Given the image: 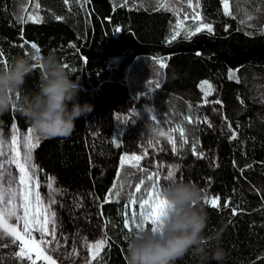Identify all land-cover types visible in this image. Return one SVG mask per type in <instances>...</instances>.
<instances>
[{"label":"trees","instance_id":"16d2710c","mask_svg":"<svg viewBox=\"0 0 264 264\" xmlns=\"http://www.w3.org/2000/svg\"><path fill=\"white\" fill-rule=\"evenodd\" d=\"M31 3L0 0V70L5 61L10 66L26 53L31 58L35 43L42 60L55 52L69 66L81 85L80 102L94 105L90 114L76 121L70 137L41 136L34 149L40 180L54 177L64 190L58 207L61 231L85 232L93 242L106 223L108 244L90 264H127L128 244L136 230L129 233L123 227L125 204L135 197L139 205L152 184L147 180L150 171L142 166L143 171L130 164L121 168V157L131 155L116 119L129 71L145 69L161 72L164 78L144 99L171 127L185 130L188 143L183 147L179 133H173L181 159L178 181L195 183L204 196L219 197V209L203 200L208 213L204 234H220L218 242L206 245L209 253L219 243L226 252L223 264H264V35L259 33L264 27V0H229L235 18L224 14L222 0H199V7L192 0L195 12L187 0H129L125 7H120L123 0L88 4L83 0L72 9H64L60 0H49V7L62 16L57 19L50 11L43 22L24 16ZM196 13L201 19H194ZM246 13L253 18L246 20ZM19 17L27 22L21 24ZM178 19L183 21L180 35L168 43ZM199 24H211L213 34L202 30L186 39L185 30ZM157 59L167 67H160ZM230 70L239 82L229 78ZM41 74L37 66L26 78L20 103L38 93ZM203 81L213 86L208 103L200 88ZM188 116L191 122L185 119ZM13 126L33 128L16 108L0 116V130L8 133ZM194 142L197 155L192 152ZM142 180L141 193H135ZM114 184L119 196L106 202ZM95 201L103 207L94 208ZM176 264H199V258L189 252ZM208 264L217 262L210 259Z\"/></svg>","mask_w":264,"mask_h":264},{"label":"snow or ice","instance_id":"6c2138e0","mask_svg":"<svg viewBox=\"0 0 264 264\" xmlns=\"http://www.w3.org/2000/svg\"><path fill=\"white\" fill-rule=\"evenodd\" d=\"M73 2H76V0H73ZM222 2L224 5V14L227 16H233V13L229 10V0H222ZM64 3L68 4L69 0H64ZM88 3H90V0H84V4ZM187 3L189 8H193L192 0H187ZM84 4H82L81 7H83ZM128 5L129 0H123V3L120 5V7H125ZM33 7L34 9H40V4L37 2V0H34ZM159 7L169 10L164 4H160ZM196 7H199V0H197ZM173 11L174 15H178L175 10ZM193 11L195 12V8H193ZM27 18L32 19L33 22H43L42 17L35 14ZM56 18L60 19V17ZM233 18L235 17L233 16ZM252 18L253 17L251 14L246 13V20H251ZM18 19L21 24L27 22L25 17H19ZM194 19H201L199 13L195 14ZM246 20H242L240 23H245ZM182 26L183 21L179 19L176 24L172 25L173 32L167 41L168 43H171L172 40L176 39V37L180 35V29ZM202 30H206L207 34L209 35L213 34V28L211 24H199L194 30H185V38L190 39L191 36ZM114 32L119 33L120 29L115 28ZM259 33L264 35V27L259 29ZM25 43H27V41H25ZM21 47H23V45H21ZM70 47H75V45H70ZM31 48L35 50L31 56V59L36 61L34 68L37 66L42 68L43 65L41 63L42 57L40 55V49L35 43L31 44ZM0 56H3L2 50H0ZM4 63L5 68H7V62L5 61ZM157 63L162 68L167 67L166 63L161 59H157ZM64 66L66 68L69 67L67 64H64ZM229 78L236 79L237 82H239L238 77H236L235 73H233L231 70L229 72ZM200 88L205 93L204 103H208L207 96L213 91L212 84L208 81H203L200 84ZM17 99H19V94L17 95ZM215 103L219 104L221 102L217 100ZM13 110H15V105L13 106ZM130 115L132 119H134L137 113L132 111ZM116 119L120 120L121 117L117 116ZM152 119L155 120L157 118L153 116ZM185 119H187L189 122L192 121L191 116L185 117ZM35 131L36 130L31 127L27 129L28 135H26L23 139V154H21L20 151V140L16 129H13L11 147L8 151L4 150L5 141L0 139V248H8L15 245L17 250L9 253V257L18 261L19 264H25V261H27L28 264H37L38 260H43L44 264H57V260L53 258L52 253L58 251L61 245L57 240L55 233L56 214L55 212L51 211V205L55 203L54 197L57 195V191L55 188H53L51 177L48 178L49 182L47 183V187L49 189L47 205L44 204L39 191H37L40 184L39 180L36 178V165L32 161L33 150L39 147L40 137L36 136L34 138L33 133H35ZM173 133H179L181 147L188 143L185 137V130L182 126H174L168 131L162 130L160 131L159 135L161 137H165L167 142L172 146L171 150L176 152V139L174 138ZM232 139H236L235 133H233ZM116 146L119 147L120 145L117 143ZM196 146L197 145L194 142L192 145V152L194 155H197ZM148 147L156 149L158 148V143L148 141ZM9 152L14 154L10 155ZM147 156V149L144 150L142 155H124L121 157L120 161L121 168H123L126 164H130L131 167L140 168V170L143 171L144 169L141 167L140 161L142 159H146ZM199 158H203L202 153L199 154ZM6 165L9 167L6 168ZM11 165H15L16 169L19 170L18 176L13 175L10 167ZM176 172L177 168L174 166L171 167L163 179L171 183L177 182L175 179ZM147 180L152 181V184L149 188L145 189L144 194L139 198L140 221L136 222V211L131 212V222L128 218H125L123 221V227L126 228L129 233L132 232L133 227L135 228L136 237H139L142 232L147 230L156 232L158 229H160L162 231L164 217L167 210L168 202L161 195L162 188L159 182V166L155 171L149 173ZM143 183L144 181L142 180L140 184L135 187V193H141V185ZM121 187H123V184H121ZM115 188L116 185L114 184L113 190L108 193L109 198L113 195L119 196V192L115 191ZM18 200L21 202L18 203ZM106 202L111 201L110 199H106ZM130 203L135 205L137 203V199L133 197L130 200ZM204 203L206 205H210L213 208L219 209L220 207L219 197L209 198L206 195L204 198ZM228 203H230V201ZM101 207H103V205H101ZM225 207H227V203L225 204ZM232 211L233 214H236V208H233ZM127 215L128 213L125 212L126 217ZM50 223L52 224L51 231L48 227ZM34 233H39L38 240L33 235ZM49 236L51 237L50 240L47 239ZM84 244L85 247L92 250V258L96 259L99 251L108 244V237L105 235L103 239L98 240L94 244H89L87 240H85ZM33 252H35V257L32 255ZM77 255L76 248L73 246L72 251L67 253L65 258L74 259ZM4 259V254L0 253V264H3ZM84 264H89V261L85 259Z\"/></svg>","mask_w":264,"mask_h":264},{"label":"clouds","instance_id":"9594fccd","mask_svg":"<svg viewBox=\"0 0 264 264\" xmlns=\"http://www.w3.org/2000/svg\"><path fill=\"white\" fill-rule=\"evenodd\" d=\"M38 93L20 103L26 78L34 71L27 55L17 57L10 66L0 70V116L15 108L44 138H68L76 129V121L94 110V105L81 103V85L74 80L55 52L42 60ZM19 94V99L17 95ZM167 200L162 231L147 230L132 239L127 248V264H176L192 252L199 264L215 260L223 264L225 250L217 243L209 253L206 245L219 241L220 234L205 236L208 213L203 205V190L190 181H177L161 193Z\"/></svg>","mask_w":264,"mask_h":264},{"label":"rangeland","instance_id":"374dc122","mask_svg":"<svg viewBox=\"0 0 264 264\" xmlns=\"http://www.w3.org/2000/svg\"><path fill=\"white\" fill-rule=\"evenodd\" d=\"M62 2V5L64 6V9H72L74 3L76 2H82L83 0H76V2H73V0H69L68 4L64 3V0H60ZM32 0L31 5H29V10H26L24 13V16L30 17L33 14L38 15L42 17V19L46 16V14L50 11H53L58 17H61L62 15L59 14L55 9H51L49 7L48 2L49 0H37V2L40 4V9H34ZM224 9V5H223ZM230 10V6H229ZM27 20L33 21L30 18H27ZM164 78V74L161 72H157L151 69H145L142 71H129L127 77L125 78V81L123 82V94L121 97V106L118 109V115L121 117L119 120V129L121 132H125L124 140H125V146L126 151L130 153V155H142L144 150H148V156L146 159H142L141 166L144 169L149 170L150 172L155 171L157 167L159 166L160 171V184L162 191L165 187L171 185V182L165 181L163 178L167 175V172L170 170L171 167H176L177 172L175 179L178 181V174L181 167V159L179 157V154L176 152H173L171 150V144H169L165 137H161L159 135L160 131H168L171 127L170 123L162 114L159 112L155 107H153L149 102H147L144 99V95H146L148 92H151L152 90L156 89L161 83ZM132 111H135L137 115L134 119L131 117ZM155 116L157 119L153 120L152 117ZM127 118V119H125ZM205 120V118H204ZM206 120H208L206 118ZM13 129H16L19 135L20 140V151L21 154H23V139L26 135H28L27 131H23L17 126H13L12 129L5 133L2 130H0V139L5 141L4 144V150L8 151L11 147V141H12V135H13ZM34 138L36 136L41 137V135L35 131L33 133ZM148 141H153L158 143V148L153 149L148 147ZM162 149V150H160ZM10 155L14 154L9 152ZM34 164V150H33V161ZM36 165V164H35ZM9 167L6 165V168ZM11 170L13 172V175L18 176L19 170L16 169L15 165H11ZM37 173L36 178L39 180V188L37 191H39L41 198L45 205L48 204V194L49 189L47 187L48 180L46 182H43L40 180L39 176V169L36 165ZM52 178V185L53 188L56 189L57 195L54 197L55 203L51 205V211L55 212V233L56 238L59 241L61 247L56 251L55 253H52L53 258L57 260V264H84V260L87 259L90 262L93 260L92 258V250L85 247L84 241L87 240L89 244H94L100 239H103L106 235V223H102L100 225L101 228V235L96 237L93 242L90 241V238L88 237V234L85 232H82L81 234L75 235L72 233H68L65 230L61 231L60 228V219L58 215V207L60 205V200L63 195V189L57 184V181L54 177ZM22 187V186H21ZM209 197V196H208ZM212 198V197H209ZM110 199V198H108ZM21 202L18 200V203ZM101 203H98L95 201L94 208L100 209ZM136 211L137 212V221H140L139 217V205H132L131 203L125 204V210H124V218H128L131 222V212ZM125 212L128 213L127 217L125 216ZM91 221H86V223H90ZM49 230L51 231L52 224L50 223L48 225ZM35 238L39 239V233L33 234ZM108 237V236H107ZM66 238V239H64ZM47 239H51V237H47ZM73 246L76 248L77 256L74 259H66L67 253L72 251ZM105 248V246L99 251V254L102 252V250ZM15 245L8 247V248H0V253H3L5 256V259L3 261V264H19L18 261L13 260L9 257V253L16 251ZM98 254V255H99ZM33 257H35V252L32 253ZM25 264H28L27 261H25ZM37 264H44L43 260H38Z\"/></svg>","mask_w":264,"mask_h":264}]
</instances>
